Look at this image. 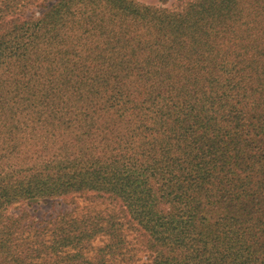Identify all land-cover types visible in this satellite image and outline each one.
<instances>
[{"label":"trees","instance_id":"1","mask_svg":"<svg viewBox=\"0 0 264 264\" xmlns=\"http://www.w3.org/2000/svg\"><path fill=\"white\" fill-rule=\"evenodd\" d=\"M177 1L0 0V264H264V0Z\"/></svg>","mask_w":264,"mask_h":264},{"label":"rangeland","instance_id":"2","mask_svg":"<svg viewBox=\"0 0 264 264\" xmlns=\"http://www.w3.org/2000/svg\"><path fill=\"white\" fill-rule=\"evenodd\" d=\"M53 0H32L29 7L25 9L27 15L38 14L45 5H48ZM142 4L166 8L170 10L181 9L184 5V1L177 0H136ZM88 196L80 195L68 197L66 199H47L37 200L31 202H25L23 204L15 205L10 209L13 214H18L24 211L28 216L25 218L27 221H34L35 225L43 224L45 221L61 215L64 212H73L74 215H80L85 211L89 212L94 209H104L106 206L104 203H96ZM27 211V212H26ZM128 242V254L132 253L133 258L130 264H146L149 258L146 250L143 248V242L134 231L127 232ZM101 242V241H100Z\"/></svg>","mask_w":264,"mask_h":264}]
</instances>
